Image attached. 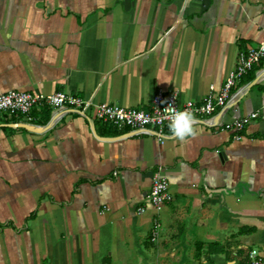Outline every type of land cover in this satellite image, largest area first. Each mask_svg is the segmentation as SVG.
<instances>
[{
    "label": "crops",
    "instance_id": "crops-1",
    "mask_svg": "<svg viewBox=\"0 0 264 264\" xmlns=\"http://www.w3.org/2000/svg\"><path fill=\"white\" fill-rule=\"evenodd\" d=\"M263 39L264 0H0V94L62 92L93 105L52 126L49 108L34 111L35 131L0 117V264L264 256V63L223 116L262 113L238 139L202 123L160 144L93 119L98 104L147 109L158 90L200 104ZM160 170L173 201L137 214Z\"/></svg>",
    "mask_w": 264,
    "mask_h": 264
},
{
    "label": "built area",
    "instance_id": "built-area-1",
    "mask_svg": "<svg viewBox=\"0 0 264 264\" xmlns=\"http://www.w3.org/2000/svg\"><path fill=\"white\" fill-rule=\"evenodd\" d=\"M262 63H264V39L256 46L238 52L236 64L218 95L209 94L200 104L188 102L180 105L176 93L166 94L162 90H158L147 109H129L116 105L98 104L94 106L93 119L112 126L118 132L126 130L125 135L121 138L153 137L162 144L167 138L173 136L169 128L173 114L179 111H188L195 118L193 127L204 123L216 130L232 133L238 139L244 128L253 120L258 119L262 113L256 111L245 117H232L227 122H223L222 119L232 108L236 99L243 95L248 87L246 86L236 93H233L234 89L243 77ZM92 106V99L83 100L62 92L43 95L24 91H9L0 94V117L11 123L16 119L30 127H34L32 125L34 111L41 112L44 108H49L51 120L48 126H52L71 114L86 117ZM17 126L19 125L16 124L15 127L18 128ZM172 201L173 196L169 190V182L160 170L152 177L146 206L140 207L136 211L137 214H142L149 206L159 213L162 207ZM160 234L161 227L155 220L151 230V242L155 244ZM247 264H264V256L258 251L252 250L248 255Z\"/></svg>",
    "mask_w": 264,
    "mask_h": 264
},
{
    "label": "clouds",
    "instance_id": "clouds-1",
    "mask_svg": "<svg viewBox=\"0 0 264 264\" xmlns=\"http://www.w3.org/2000/svg\"><path fill=\"white\" fill-rule=\"evenodd\" d=\"M195 118L191 112L179 111L173 114L169 128L171 133L180 139L194 135Z\"/></svg>",
    "mask_w": 264,
    "mask_h": 264
},
{
    "label": "trees",
    "instance_id": "trees-1",
    "mask_svg": "<svg viewBox=\"0 0 264 264\" xmlns=\"http://www.w3.org/2000/svg\"><path fill=\"white\" fill-rule=\"evenodd\" d=\"M255 79V71H252L248 76L247 78L245 79V82H251ZM242 232V231H241ZM210 252H215V253H218V252H221V249H215V250H210Z\"/></svg>",
    "mask_w": 264,
    "mask_h": 264
},
{
    "label": "water",
    "instance_id": "water-1",
    "mask_svg": "<svg viewBox=\"0 0 264 264\" xmlns=\"http://www.w3.org/2000/svg\"><path fill=\"white\" fill-rule=\"evenodd\" d=\"M20 127L25 128L29 131H35V129L40 130L39 128H34V127L26 126V125H21Z\"/></svg>",
    "mask_w": 264,
    "mask_h": 264
}]
</instances>
